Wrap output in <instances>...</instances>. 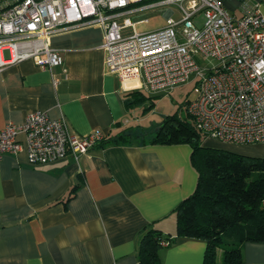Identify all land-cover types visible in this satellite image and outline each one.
<instances>
[{"label":"crops","instance_id":"obj_1","mask_svg":"<svg viewBox=\"0 0 264 264\" xmlns=\"http://www.w3.org/2000/svg\"><path fill=\"white\" fill-rule=\"evenodd\" d=\"M102 33L86 26L54 35L50 46L63 64L51 74L30 60L0 72V129L36 111L64 118L78 135L114 139L142 127L141 100L106 72ZM18 140L24 144L23 135ZM215 143L264 158V143ZM100 144L77 161L30 165L25 152L0 158V264H140L146 230L175 237L173 211L197 184L190 144ZM205 248L202 240L176 239L158 256L161 264H203ZM240 252V264H264V243H244Z\"/></svg>","mask_w":264,"mask_h":264},{"label":"built area","instance_id":"obj_2","mask_svg":"<svg viewBox=\"0 0 264 264\" xmlns=\"http://www.w3.org/2000/svg\"><path fill=\"white\" fill-rule=\"evenodd\" d=\"M263 4L237 3L236 15L223 0H0V72L30 60L51 74L63 64L50 46L54 35L99 27L106 72L124 89L160 96L192 78L196 98L185 111L205 140L263 144ZM164 9L163 28L136 31L148 23L147 13ZM104 138L100 131L78 135L64 118L36 111L0 129V158L25 152L30 165L77 161Z\"/></svg>","mask_w":264,"mask_h":264},{"label":"trees","instance_id":"obj_3","mask_svg":"<svg viewBox=\"0 0 264 264\" xmlns=\"http://www.w3.org/2000/svg\"><path fill=\"white\" fill-rule=\"evenodd\" d=\"M131 94L144 100L142 92ZM140 96V97H139ZM146 99V98H145ZM189 102H186L185 107ZM153 107V105H152ZM128 133L114 139L105 137L100 145L131 144ZM198 132L191 117L166 116L154 136L141 144L188 143L191 164L197 171L194 192L175 209V237L148 229L139 243L140 264H161L158 252L162 241L198 239L206 243L203 264H240L244 243H264V158L240 155L210 146Z\"/></svg>","mask_w":264,"mask_h":264},{"label":"rangeland","instance_id":"obj_4","mask_svg":"<svg viewBox=\"0 0 264 264\" xmlns=\"http://www.w3.org/2000/svg\"><path fill=\"white\" fill-rule=\"evenodd\" d=\"M234 4L237 5V3H247L252 4L258 2V0H231ZM166 10L164 9L162 12L155 13L152 15H149V22L148 23H140L136 25L135 29L137 32H146L151 31L160 28L165 23V17L164 12ZM261 12L264 14V4L261 7ZM236 15H238V11L235 12ZM141 17V16H140ZM137 17V18H140ZM181 17L178 12H175V14L172 16L174 20H179ZM134 17H131V20L134 21ZM203 17L200 15L195 19V24L198 27H201L203 25ZM196 61L198 64L201 65L200 59L197 57ZM213 63V62H211ZM188 81L187 83L178 86L171 90L169 93L160 95V96H153L149 95L143 91L142 95L144 100L140 99L139 105L137 108V113L140 115V118L145 117V120H142L143 122L140 124L142 127L139 126V124L135 123L133 128H131V136L129 137V141L132 143L139 144L143 140L148 141L150 138L154 136V132L158 129V126L163 121V118L167 115L171 114H177L178 118H185L186 117V111H185V104L186 102H191L196 98V95L194 93V82ZM140 97V96H139ZM151 101L154 102V106L150 104ZM150 108V109H149ZM147 111H144L146 110ZM155 125L156 123H158ZM155 125V126H154ZM211 145V144H210ZM215 147H217V144L215 142L212 143ZM221 253V252H220Z\"/></svg>","mask_w":264,"mask_h":264}]
</instances>
